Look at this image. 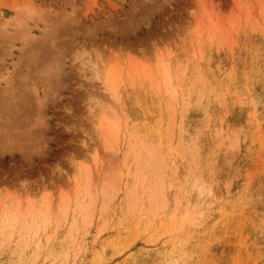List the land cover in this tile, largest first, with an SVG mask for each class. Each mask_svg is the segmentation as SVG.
Segmentation results:
<instances>
[{
  "label": "rangeland",
  "instance_id": "obj_1",
  "mask_svg": "<svg viewBox=\"0 0 264 264\" xmlns=\"http://www.w3.org/2000/svg\"><path fill=\"white\" fill-rule=\"evenodd\" d=\"M0 264H264V0H0Z\"/></svg>",
  "mask_w": 264,
  "mask_h": 264
},
{
  "label": "bare ground",
  "instance_id": "obj_2",
  "mask_svg": "<svg viewBox=\"0 0 264 264\" xmlns=\"http://www.w3.org/2000/svg\"><path fill=\"white\" fill-rule=\"evenodd\" d=\"M166 71V70H165Z\"/></svg>",
  "mask_w": 264,
  "mask_h": 264
}]
</instances>
